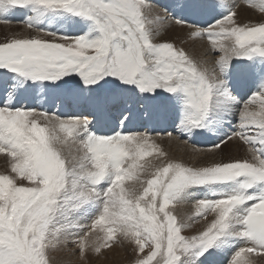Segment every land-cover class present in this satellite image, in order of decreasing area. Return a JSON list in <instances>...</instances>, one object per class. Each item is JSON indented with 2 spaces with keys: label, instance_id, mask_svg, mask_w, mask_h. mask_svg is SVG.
<instances>
[{
  "label": "snow or ice",
  "instance_id": "6c2138e0",
  "mask_svg": "<svg viewBox=\"0 0 264 264\" xmlns=\"http://www.w3.org/2000/svg\"><path fill=\"white\" fill-rule=\"evenodd\" d=\"M246 3L262 18L241 22L234 7L181 0L171 19L193 45L204 42L197 56L156 41L169 17L152 14L153 0H0V17L19 12L36 33L0 42V264H57L61 251L86 260L118 242L132 246V264H205L219 252H232L228 264H254L252 254L264 255V0ZM37 93L97 109L119 102L122 124L139 104L149 120L166 113L186 144L215 139L187 163L150 131L101 135L94 112L65 118L19 104ZM232 140L245 157L217 159ZM189 201V219L204 225L184 235L191 224L176 206Z\"/></svg>",
  "mask_w": 264,
  "mask_h": 264
},
{
  "label": "rangeland",
  "instance_id": "374dc122",
  "mask_svg": "<svg viewBox=\"0 0 264 264\" xmlns=\"http://www.w3.org/2000/svg\"><path fill=\"white\" fill-rule=\"evenodd\" d=\"M174 1V0H173ZM208 1V4H209V2H210V0H207ZM215 1V0H214ZM175 2H176V5H178L180 2H179V0H175ZM241 4V1H237V4L235 3V4H231L230 5V7H234L236 10H237V8L239 7V5ZM243 4V3H242ZM235 5H236V7H235ZM244 5V4H243ZM155 6V5H154ZM220 10V9H219ZM164 13V14H163ZM172 13H173V11H169V12H167V13H165V12H163L162 10H160V13H159V15L160 16H162V15H164V16H168L169 17V19H165L163 22H162V24L159 26V29H160V31H159V35L156 37V41L157 42H160V41H164V40H169V41H172V42H174V43H176L177 44V46L178 47H184L187 51H190L189 50V48L188 47H185V45H184V42H183V44L181 43V41L182 40H177L175 37H173V38H171V40H170V38H164L165 37V32L169 29V28H180V29H183L184 31H186V33H188L189 31H190V29L188 28V27H186V26H180V25H177L176 23H175V21L173 20V19H171V16H172ZM175 13H177V15H179V14H181V10L179 9H177L176 11H175ZM20 13L19 12H14V13H12V14H10L8 17H0V42H3L6 38H9V37H12V36H14V35H16V36H22V35H29V34H36L34 31H31V30H29L27 27H26V25L22 22L23 21V19H24V17H20V16H22L21 14L19 15ZM212 14V10L211 9H208L207 10V12H206V14L205 15H202V17H199L200 19H206L207 18V16L208 15H211ZM258 14H260L261 15V17L260 18H258V20L259 19H261L262 18V14L261 13H258ZM205 17V18H204ZM4 19L3 21L1 20V19ZM10 20H9V19ZM16 18V19H15ZM9 21H8V20ZM13 19H14V21H13ZM12 21V22H11ZM191 21V20H190ZM5 22H9V23H5ZM16 23V24H15ZM23 23V24H22ZM11 26H18V27H16V28H14V30L13 29H11L10 27ZM163 26V27H162ZM169 27V28H168ZM186 27V28H185ZM17 30V31H16ZM27 30V31H26ZM24 33H23V32ZM163 31V32H162ZM12 32V33H11ZM20 32H22V34H20ZM14 33V34H13ZM18 34V35H17ZM69 35V34H68ZM74 35V34H73ZM161 35V36H160ZM160 36V38H158ZM2 38V39H1ZM50 38V37H49ZM158 38V39H157ZM203 42V41H202ZM217 55H218V53H217ZM243 63V66H247L248 64H249V62L248 61H244V62H242ZM244 79H247V76H245L244 77ZM36 95H38V97H39V101L38 102H36V103H33V104H29V103H27V105L29 106V107H36L37 109H46V110H48L49 111V114L51 115V114H57V115H62L63 117H65V118H67L68 116H74V114H71V113H67V112H63V110H61V104H62V99L64 100V101H66L65 102V105L67 104V101H69V97H62V96H60L59 95V93H55V94H51V95H40L39 93H37ZM26 104V103H25ZM24 105V104H23ZM45 105V106H44ZM44 106V107H43ZM114 109H115V106H114ZM87 112H90L89 110H87V111H84V112H82V113H79V115H81V114H83V115H88V113ZM121 112V111H120ZM132 112L134 113V114H137V116H136V119L137 120H139V122L140 123H142V125H144L145 124V122L147 121L150 125H151V129H149L150 131H154V130H158V131H161V130H165V129H168V128H170L171 127V122H170V120L168 119V116H167V114L166 113H164V112H157L155 115H154V117L151 119V120H149L148 118H147V116H146V113L142 110V108H141V106L139 105V104H137V105H134V106H132ZM99 114H102V112H99V113H97V114H95V116H100ZM115 114H117L118 116H119V119L121 120V119H123L122 118V116H124V115H127V113H124L123 115H122V113L121 114H119V112H115L114 114H112V118L114 119V120H117V118H118V116L117 115H115ZM92 116V115H91ZM146 118V119H145ZM100 119V118H99ZM156 119H161V120H156ZM149 121H151V122H149ZM156 122H159V124L158 125H155V123ZM168 124L167 125V127H164V128H161L160 126L161 125H165V124ZM116 125H117V123H116ZM123 125V124H122ZM142 127V126H141ZM136 128L137 127H135V128H133V129H129L128 127H124V128H121V129H123L124 131H139V130H136ZM157 128V129H156ZM144 129V128H143ZM142 129V130H143ZM145 129H147V128H145ZM140 130L141 132H144V131H146V130ZM224 131L225 132H227V131H229V129L228 128H225L224 129ZM168 133H172V135L171 136H169L168 135ZM177 135H178V133H177ZM152 136L154 137V138H156L157 139V143H160L161 144V146L165 149V151H167L168 153H169V157L170 158H175V159H180V160H183V159H187V160H189V162L190 163H195L197 160H198V158H200V157H202V156H204V153H200L199 151L201 150V152L202 151H206L207 149H209V148H207V147H211V143L209 144V141H211L209 138H210V136L211 135H207V134H205L204 136H200V140L198 141V143L199 144H197V147H198V149H199V153L198 152H192V157L190 156V157H184L185 156V154H183V152L178 148V147H174V148H172V151H174V154H170V151H171V149L170 150H167L166 149V147H168V145H169V142H170V140H172V141H175L176 143H177V145L178 146H183V145H187V147H190V146H193V145H195V144H193V141H191V142H189V143H184V141L187 139V137H177L176 136V133H175V131L173 130V127L170 129V130H166V131H164V132H161V133H159V135L157 136V133H155V134H152ZM197 138V137H196ZM202 140H208V143H207V145H205V146H201V144H200V141H202ZM230 142H232V141H229L226 145H222V151L223 150H227L226 151V155H227V153H228V149H227V146L229 147V145H231L230 144ZM209 144V145H208ZM165 145H167V146H165ZM201 146V147H200ZM207 146V147H206ZM74 146H73V144H72V142L70 141L69 142V145L65 148V154H68V151H69V149H71V148H73ZM205 147H206V149H205ZM226 147V148H225ZM204 149V150H203ZM181 151V152H180ZM195 153H198L197 155L199 156H197ZM218 153H221V151H219ZM177 154L178 155H180V156H177ZM200 154V155H199ZM222 154V153H221ZM233 155H235V154H233ZM233 155L231 156V157H233ZM183 156V157H182ZM224 155H222L221 157H223ZM198 157V158H197ZM234 157H236V156H234ZM220 158V157H219ZM218 158V159H219ZM224 159V158H223ZM226 160H228V158H225ZM5 160H7V158L3 155V154H0V173H5V172H7L8 171V164H5L4 166L2 165V162L3 161H5ZM185 161V162H187V163H189L188 161ZM152 161H153V163H157L158 162V164L160 163V161H158L155 157H153L152 158ZM2 165V166H1ZM6 168V169H5ZM190 203H191V205L193 206V204H192V202L191 201H189ZM186 203V202H185ZM185 203H183V204H185ZM182 204H180V205H177L176 206V214L178 215V217H179V213H180V211L183 209L182 208V206H181ZM191 205H189V207L191 206ZM192 206L190 207V209L192 208ZM191 210H193L194 211V208H192ZM211 217L209 216V219H210ZM189 220V222H187ZM188 220H186L185 222L186 223H189V224H191V227L190 228H186V229H184V231H183V233L182 234H184V235H191V234H193L194 232H196V231H198V230H201L202 229V227H203V223H204V220L201 218V219H198V220H195V221H193V220H191V219H188ZM183 221V220H182ZM191 221V222H190ZM184 222V221H183ZM202 224V225H201ZM199 225V226H198ZM120 245H121V248H120ZM245 247V246H244ZM112 249V250H111ZM104 250H105V252H104ZM236 249H234V250H232V251H235ZM109 251V252H108ZM219 253H221V252H219ZM227 252H222V254H223V256H225L226 257V261H225V259H222L221 261H219V263L218 264H228V259L230 258V256L232 255V253H230V252H228L227 254H226ZM230 253V254H229ZM56 254H58V252H56V253H52V255H55V257H56ZM214 254H216V253H214ZM213 254V256H216V255H214ZM226 254V255H225ZM94 256H96V257H94ZM107 256V257H106ZM122 256V257H121ZM220 256H222L221 254H220ZM257 256H259V254H256V256H255V254H252L251 255V259L252 258H255V260L257 259ZM260 256H262V257H264V255H260ZM90 258H96V261H94V259H93V262L92 263H89V264H132V261L136 258V254H135V252H134V250H133V248H132V246H130V245H128L127 243H114V244H112V246L110 247V248H107V249H102L101 250V253L100 254H92V256H90L89 254H88V256H87V259H90ZM215 258V257H214ZM116 259H118V260H116ZM121 260V261H120ZM223 260L225 261V262H223ZM109 262V263H108ZM258 262V261H257ZM258 263H260V264H262L261 262H258ZM63 264H69V263H63ZM71 264V263H70ZM74 264H83L81 261H79V262H74ZM205 264H208L207 262H205ZM212 264V263H211ZM213 264H217V262H214Z\"/></svg>",
  "mask_w": 264,
  "mask_h": 264
},
{
  "label": "bare ground",
  "instance_id": "6f19581e",
  "mask_svg": "<svg viewBox=\"0 0 264 264\" xmlns=\"http://www.w3.org/2000/svg\"><path fill=\"white\" fill-rule=\"evenodd\" d=\"M237 1H241V4L239 5V7L237 8V13H238V20H240L241 22H255L258 20V18L261 17L260 14H258L259 12L250 8L247 3H246V0H210L209 4H212V3H222L224 4L226 7H230V5L232 4H237ZM179 2H181V0H179ZM204 3H207L208 4V1L207 0H203ZM153 3H154V8H153V12L152 14L153 15H156V14H159L160 13V10H162L163 12L167 13L169 11H173L175 12L177 9L179 10V8L177 7L176 5V2L175 0H153ZM244 5H243V4ZM236 7V5H235ZM221 11L223 9H220ZM164 14V13H163ZM20 15V14H19ZM164 16V15H162ZM8 17V16H7ZM20 17H23V16H20ZM202 17V16H201ZM5 18V17H4ZM205 18V17H204ZM6 19V18H5ZM9 19V18H8ZM7 19V20H8ZM11 19V18H10ZM9 19V20H10ZM16 19V18H15ZM2 21L4 20L3 18L1 19ZM8 20V21H9ZM14 21V19H13ZM12 22V21H11ZM191 22V21H190ZM5 23H9V22H5ZM16 24V23H15ZM23 24V23H22ZM18 26H11L10 28L14 30V28H16ZM163 27V26H162ZM187 27V26H186ZM185 27V28H186ZM169 28V27H168ZM17 31V30H16ZM27 31V30H26ZM23 32V31H22ZM22 32H20V34H22ZM163 32V31H162ZM12 33V32H11ZM24 33V32H23ZM14 34V33H13ZM66 34H69V35H73V34H77V32L75 30H68L66 32ZM165 37L164 38H173L175 37L177 40H182L184 42V45L185 47H188L189 48V52L194 54V55H199L200 51L202 50L203 46H204V42L202 41H197L195 45H193L187 38H186V31H184L183 29H180V28H169L165 33ZM18 35V34H17ZM23 36V35H22ZM161 36V35H160ZM160 36L158 38H160ZM157 38V39H158ZM2 39V38H1ZM174 39V38H173ZM183 44V43H182ZM250 63V62H249ZM60 96L62 97H69V101H67V104L65 105V102L63 99H62V104H61V110H63V112H67V113H71V114H75L74 112H79V113H82L84 111H87L89 110L90 112H94L95 114L99 113V112H102V117L103 118V121L100 122L101 119L98 120V122L102 125L104 122L106 123L105 125L109 126V127H112V121L110 120L112 117V114H114L115 112H119V114H121V109L122 107H125L126 105H122L120 104L119 102H114V103H109L108 105L104 106L102 109H97L95 108V106L90 102L88 101L87 99L85 98H82V97H76V96H72V95H64V94H59ZM45 106V105H44ZM43 106V107H44ZM114 106H115V109H114ZM133 113V112H132ZM135 113V112H134ZM134 121L132 122H128V123H125L123 125H121V128H124V127H128L129 129H133L135 127H138L139 125H142V123L139 122V120L136 119V116L137 114H134ZM100 115V114H99ZM110 118V119H109ZM146 119V118H145ZM115 123V122H114ZM116 124V123H115ZM148 124V128L151 129V125L146 121L145 124L143 125V127H145V125ZM167 123L164 125H161L160 127L161 128H164V127H167ZM157 129V128H156ZM129 131V130H128ZM207 135H211V136H214L212 133H207ZM178 137V135H176ZM197 141L196 143L198 144V141L200 140V136H197ZM197 144L193 145V146H190V147H187V145H183V146H178L177 143L175 141H172L170 140L169 142V145L168 147H166L167 150H170V154H174V151H172V148L174 147H178L182 152L183 154H185V158L186 157H192V152H198L199 149L197 147ZM231 145H229V147L227 146V149H228V153L226 155V149L225 150H221V153H216V158L218 159L219 157L220 158H227V157H231L233 154V157L236 156L237 158H243V156L246 155V151L245 149L242 147V145H240L238 142H235L234 140H232V142H230ZM163 146V145H162ZM167 146V145H165ZM201 147V146H200ZM207 147V146H206ZM205 147V149H206ZM226 148V147H225ZM195 149V150H194ZM204 150V149H203ZM180 151V152H181ZM69 152V151H68ZM200 153H204L205 154V151H202L201 150L199 151ZM198 152V153H199ZM198 153H195L196 155ZM200 155V154H199ZM222 155H224L223 157H221ZM177 156H180L177 154ZM198 156V155H197ZM183 157V156H182ZM199 157V156H198ZM197 157V158H198ZM203 157V156H202ZM198 158V160H201V158ZM187 160V159H186ZM185 159H183V161H186ZM197 160V161H198ZM226 160V159H225ZM159 161V160H158ZM189 162V160H187ZM190 163V162H189ZM5 164H7V160L3 161L2 162V165L4 166ZM154 164H158L157 163H154ZM1 165V166H2ZM5 167V166H4ZM1 168V167H0ZM8 168V167H7ZM6 169V168H5ZM189 205H191L190 202H186L185 204H182V210L180 211L179 213V218L181 220H183L184 222L186 220L189 219V217L194 213L193 210H191L193 208L190 209ZM189 222V220L187 221ZM191 222V221H190ZM196 222V221H195ZM84 223H89V221H84ZM192 224V223H191ZM204 224V223H203ZM202 225V224H201ZM199 226V225H198ZM246 247L248 245H245V244H238L237 247ZM74 245H72L71 243L68 245V248L71 249L73 248ZM120 248H121V245H120ZM112 250V249H111ZM234 250V249H233ZM105 252V250H104ZM109 252V251H108ZM228 253V252H227ZM226 253V254H227ZM232 253V252H230ZM229 253V254H230ZM90 256H92L93 253L89 252L88 253ZM220 254L222 256H220ZM225 254V255H226ZM216 256H209L206 258L205 262H207L208 264H213L214 262H217V264L219 263V261H221L222 259H225L226 261V257L223 256L222 252L221 253H216L214 254ZM55 256V255H54ZM256 256V254H255ZM96 257V256H94ZM107 257V256H106ZM122 257V256H121ZM215 257V258H214ZM256 258V257H255ZM255 258H252V260L254 261V264H260L258 262H261L262 264H264V257L260 256H257V259L255 260ZM93 259L94 258H90V259H86V260H81L79 258V253L77 251V253L75 255H69L66 251H61V252H58V254H56V261H57V264H63V263H71V264H74V262H79L81 261L83 264H89V263H92L93 262ZM118 260V259H116ZM94 261H96V258L94 259ZM121 261V260H120ZM223 260V262H225ZM258 261V262H257ZM109 263V262H108ZM222 264V263H221Z\"/></svg>",
  "mask_w": 264,
  "mask_h": 264
}]
</instances>
